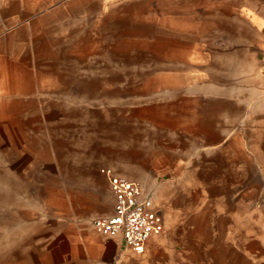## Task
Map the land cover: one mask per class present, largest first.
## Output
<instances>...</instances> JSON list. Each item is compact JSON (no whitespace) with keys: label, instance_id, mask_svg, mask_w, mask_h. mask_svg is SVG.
I'll list each match as a JSON object with an SVG mask.
<instances>
[{"label":"crops","instance_id":"0c3cea01","mask_svg":"<svg viewBox=\"0 0 264 264\" xmlns=\"http://www.w3.org/2000/svg\"><path fill=\"white\" fill-rule=\"evenodd\" d=\"M168 4L174 16L208 19V31L234 30L233 44L255 66L241 73L240 87L209 74L198 93L179 88L145 104L154 118L133 130L122 153L109 140L92 191L65 200L57 223H48L53 235L41 248L43 264H264V0ZM81 13V0H0V80L65 73L67 57L76 58L71 36L81 30ZM106 168L137 181L161 217L163 231L141 253L87 221L113 213Z\"/></svg>","mask_w":264,"mask_h":264},{"label":"rangeland","instance_id":"374dc122","mask_svg":"<svg viewBox=\"0 0 264 264\" xmlns=\"http://www.w3.org/2000/svg\"><path fill=\"white\" fill-rule=\"evenodd\" d=\"M168 1L81 0L76 58L67 57L65 73L0 80V264H43L48 223H57L65 200L92 191L109 140L121 151L154 118L145 104L179 88L198 93L209 74L244 84L241 73L255 62L233 44L236 32L208 31L201 15L174 16Z\"/></svg>","mask_w":264,"mask_h":264},{"label":"built area","instance_id":"2783aa9c","mask_svg":"<svg viewBox=\"0 0 264 264\" xmlns=\"http://www.w3.org/2000/svg\"><path fill=\"white\" fill-rule=\"evenodd\" d=\"M261 72L264 75V60ZM104 174L114 195L113 213L92 217L91 226L103 236L121 235L127 247L141 253L149 239L163 231L161 217L137 181L110 168L104 169Z\"/></svg>","mask_w":264,"mask_h":264}]
</instances>
